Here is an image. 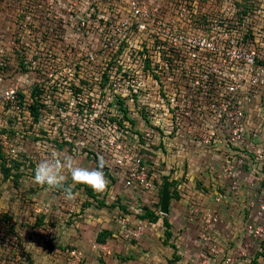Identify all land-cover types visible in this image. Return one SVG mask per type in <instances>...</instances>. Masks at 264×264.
<instances>
[{
    "label": "rangeland",
    "instance_id": "obj_1",
    "mask_svg": "<svg viewBox=\"0 0 264 264\" xmlns=\"http://www.w3.org/2000/svg\"><path fill=\"white\" fill-rule=\"evenodd\" d=\"M170 2L186 6L188 24L208 17L238 19L239 13L256 7L264 10L263 0H165L164 11L174 9ZM126 17L130 14L123 0H0V264H192L197 259L198 234L186 229L185 211L211 192L218 161L215 152L186 138L183 128H165L174 84L165 76L172 65L161 64L165 53L147 45L148 39ZM120 75L121 86L114 89L109 76ZM142 78L158 85L142 90ZM130 79L134 86L124 93ZM15 87V100H6L5 91ZM162 89L165 95H159ZM32 94L42 103L38 120L15 110L16 105L24 109ZM79 109H113L135 145L143 144L154 174L150 193L138 191L137 199L130 198L136 192L123 187L120 170L106 156L109 184L102 194L77 184L75 198L67 200L63 192L34 182L40 161L65 154L80 166L96 167L101 153L86 148L93 135L79 133ZM65 175L71 184L70 174ZM164 178L172 205L168 216L159 211ZM134 208L144 216L134 218ZM244 212L239 216L243 225L215 232L214 241L226 255L213 264H264V237L249 232L251 210ZM119 215H128V228L137 218L145 220L140 238L126 236ZM154 216L158 222L151 224ZM235 216L225 218L224 226L230 227Z\"/></svg>",
    "mask_w": 264,
    "mask_h": 264
},
{
    "label": "built area",
    "instance_id": "obj_2",
    "mask_svg": "<svg viewBox=\"0 0 264 264\" xmlns=\"http://www.w3.org/2000/svg\"><path fill=\"white\" fill-rule=\"evenodd\" d=\"M164 1L123 0L130 14L126 21L143 33L148 39L147 45L155 48L159 55L165 53L167 58L160 59L164 67L172 65V72L165 76L174 83L172 93H168L170 101H167L165 112L170 113V121L165 128L177 127L179 131L183 128L182 133L196 141V146L208 153L215 152L212 155L216 156L218 164L214 205L208 206L205 201L191 202L186 211L189 219L201 224L196 264H213L216 257L226 255L224 248L214 241L217 227L222 222L218 205L225 196L220 191L227 186L230 196L238 199L246 171H253L255 162L264 160V10L256 7L252 12L239 13L238 19L235 16L226 20L208 17L188 24L184 19L191 13L186 6L170 2L169 6L174 9L164 11ZM244 21L245 26L242 25ZM123 77L112 79L109 76V83L118 89ZM134 81L128 80L122 91L131 90ZM96 82L102 84V77ZM152 83L142 78L141 89H153ZM16 90L17 87L7 89L6 100L13 102L17 97ZM161 93L165 95V90L162 89L159 95ZM31 103L30 98L23 103L24 109L16 105V113L30 115L28 107ZM75 113L78 114V110ZM161 114L165 115L164 112ZM118 120L113 109H79V133L86 130L85 137L93 135L87 140L90 146L87 148L100 152L120 170L118 175L124 188L150 193L154 174L147 163L149 155L143 153V144L135 145L127 126ZM255 180L254 177L249 182L252 189L247 206L251 209V221L247 228L254 238H262L264 186L255 187ZM130 222L126 216L118 218V223L126 229V236L138 238L142 228L138 224L128 230ZM229 260L227 258L226 262Z\"/></svg>",
    "mask_w": 264,
    "mask_h": 264
},
{
    "label": "clouds",
    "instance_id": "obj_3",
    "mask_svg": "<svg viewBox=\"0 0 264 264\" xmlns=\"http://www.w3.org/2000/svg\"><path fill=\"white\" fill-rule=\"evenodd\" d=\"M106 161L98 157L94 168L83 167L77 164L73 156L65 154L63 159L53 158L40 161L34 169V182L48 191H61L65 199L75 198L73 189L77 184L85 185L94 192L102 194L109 184L105 177ZM65 172L70 174L71 184L66 183Z\"/></svg>",
    "mask_w": 264,
    "mask_h": 264
},
{
    "label": "crops",
    "instance_id": "obj_4",
    "mask_svg": "<svg viewBox=\"0 0 264 264\" xmlns=\"http://www.w3.org/2000/svg\"><path fill=\"white\" fill-rule=\"evenodd\" d=\"M252 170L253 171H251V170H247L246 171V173H245V175H244V180H243V184H242V186H241V191H242V194L240 195V196H238V199H236V198H234L233 199V197H231L230 196V193H229V191H228V187L226 186V188L224 189V190H222V191H220V192H223L224 193V199H223V201L222 202H220L219 203V205H218V207H220L221 206V204H222V206H224L225 208L224 209H227L226 211H229V209H231V208H233V209H231V213H234V215H236L235 216V220H233V221H231V225H230V227H228L227 225V227L226 226H224V222L225 221H223L225 218H228V216H229V214H228V216H225L224 218H223V216H222V223L221 224H219L218 225V227H217V231L220 233L221 232V230H225L226 228H236V225L238 226V224L240 223V222H242L243 221V218H239V216H243L242 214H245V209H249V210H251L250 208H248V206H247V204H249V199H250V196H249V193H250V190L252 189V187L250 186V181L252 180V178H257V180H255V187H259V186H263L264 185V160L263 161H261V162H255V165L254 166H252ZM213 173H214V175H215V177H211L212 178V180H210V186H211V188H210V193H208L207 192V195H204V193H201L200 191H197L196 190V192H199V194H202V195H204L203 196V198H201L202 200H204L205 201V203H206V205H208V206H213L214 205V202H213V196H214V194L217 192V189H216V187H215V185H216V168H214L213 169ZM210 173H211V171H210ZM246 182V183H245ZM122 185V184H121ZM135 192V191H134ZM137 194H138V196L140 195L138 192H136V195H133V194H128V196H130V198H132V199H137ZM139 199V198H138ZM185 201V200H184ZM185 203V202H184ZM183 204V203H182ZM171 203L169 202V204H168V212L166 213V214H163V213H160V214H162V216L163 215H166V216H168V213L169 212H171L170 210H171ZM245 208V209H244ZM220 209H221V212L224 210V209H222V207H220ZM135 212H134V214H131L132 216H134V218H136V217H138V215L141 217V212H138L137 211V209L136 208H134L133 209ZM160 211V210H159ZM186 212V211H185ZM229 212V213H230ZM133 213V212H132ZM223 213V212H222ZM251 213V212H250ZM155 214H156V212H155ZM184 214V213H183ZM227 214V213H226ZM249 214V213H248ZM129 215V214H128ZM128 215H119V217H121V216H126L128 219H129V217H128ZM186 215H187V213H186ZM224 215V214H223ZM181 217V216H180ZM145 219H149V218H147V217H144ZM163 218V217H162ZM183 218L186 220V217H184L183 216ZM181 219V221L180 222H183L182 221V217L180 218ZM130 220V219H129ZM231 220V219H230ZM230 220H228V221H230ZM134 221H137L136 222V224H135V226H134V224H133V222H132V224H130V228H128V226H127V229L128 230H130V229H132V228H134V227H136V226H138V224H140V226H141V228H142V234L144 233V227H145V225L143 224L144 222H145V220H142V218H137V220H134ZM151 224H154V223H156V222H158V220L156 221V222H151V219L150 220H148ZM167 221H168V219H167ZM185 223V225H186V229H188L189 230V233H190V231L191 232H193L194 234H198V232H199V230H200V227H201V224H200V222L199 221H197V220H191V219H187L186 221H184ZM172 224V223H171ZM244 223L242 222V225H243ZM133 226V227H132ZM123 230H124V232L126 231V229L125 228H123ZM223 234V233H222ZM197 236V235H196ZM141 237V236H140ZM139 237V238H140ZM194 238H197V237H194ZM135 239V238H134ZM192 242H196V239L193 241L192 240ZM195 248V247H194ZM200 249V248H199ZM199 250H198V248H196L194 251H193V254L194 253H196L197 254V252H198ZM192 254V255H193ZM195 260L196 259H194L193 260V263H195ZM192 263V264H193Z\"/></svg>",
    "mask_w": 264,
    "mask_h": 264
},
{
    "label": "trees",
    "instance_id": "obj_5",
    "mask_svg": "<svg viewBox=\"0 0 264 264\" xmlns=\"http://www.w3.org/2000/svg\"><path fill=\"white\" fill-rule=\"evenodd\" d=\"M31 100H32V103L31 105L28 107V110H29V114H30V117H32L33 120H38L39 118V110H40V107L42 106V103L38 102V99H36L35 95L32 94L31 95ZM158 128V127H157ZM159 129V128H158ZM87 148V147H86ZM149 215H152V213H150ZM144 216L141 215V217ZM154 220L152 222H156L157 221V218L156 216L153 217ZM152 220V219H151ZM163 223L164 225H168V221L167 219L163 218ZM98 242H103V238H99L98 239ZM104 262V261H103Z\"/></svg>",
    "mask_w": 264,
    "mask_h": 264
},
{
    "label": "water",
    "instance_id": "obj_6",
    "mask_svg": "<svg viewBox=\"0 0 264 264\" xmlns=\"http://www.w3.org/2000/svg\"><path fill=\"white\" fill-rule=\"evenodd\" d=\"M169 183L166 178H164V183L162 185L161 191V202H160V213L166 214L168 212V204L170 202V193H169Z\"/></svg>",
    "mask_w": 264,
    "mask_h": 264
}]
</instances>
